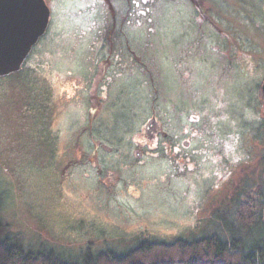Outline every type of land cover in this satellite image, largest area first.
I'll list each match as a JSON object with an SVG mask.
<instances>
[{
  "label": "rangeland",
  "instance_id": "obj_1",
  "mask_svg": "<svg viewBox=\"0 0 264 264\" xmlns=\"http://www.w3.org/2000/svg\"><path fill=\"white\" fill-rule=\"evenodd\" d=\"M44 1L47 31L19 73L0 77L6 236L75 261L144 241L227 239L241 208L264 214L260 196L242 205L243 179L264 158V127L248 135L264 115V0ZM215 71L223 141L235 149L217 162L211 144L185 151L177 139L178 123L201 111L191 90ZM181 72L194 79L184 97ZM153 119L158 142L141 135Z\"/></svg>",
  "mask_w": 264,
  "mask_h": 264
},
{
  "label": "trees",
  "instance_id": "obj_2",
  "mask_svg": "<svg viewBox=\"0 0 264 264\" xmlns=\"http://www.w3.org/2000/svg\"><path fill=\"white\" fill-rule=\"evenodd\" d=\"M239 212L227 239L214 234L194 241H144L122 254L87 253L75 261L51 249L26 248L18 238L6 236L0 223V264H264V214L247 207Z\"/></svg>",
  "mask_w": 264,
  "mask_h": 264
},
{
  "label": "flooded vegetation",
  "instance_id": "obj_3",
  "mask_svg": "<svg viewBox=\"0 0 264 264\" xmlns=\"http://www.w3.org/2000/svg\"><path fill=\"white\" fill-rule=\"evenodd\" d=\"M191 3L193 4L194 2H191ZM194 6H195V4H194ZM196 8L199 11V8H201V4L200 3L197 4ZM193 10H195V9H193ZM115 26L116 25L114 24V27ZM193 27H197L196 31H199V32L204 31L202 29V27L205 28V26H202V25H200V26L195 25ZM207 27L210 28V26L209 25L206 26V31H210V29ZM120 28L121 29H119V30L124 32L125 26L123 24L120 25ZM145 28H147L146 31H153V29L150 25L145 26ZM213 28L214 29L212 31H215V32L220 31V29H218V27L213 26ZM175 29L176 28H174V27L168 26V29L166 31L171 33V32H174ZM127 30H132V29L129 26V29H127ZM135 30L136 29H133L132 31H135ZM113 31H117V30L114 29ZM173 36H175V35L169 36L171 38V40H173V38H174ZM200 37H204V36L201 35ZM112 39H113L112 34L108 33L106 40H104L103 42H104V44H108L111 42L113 43ZM203 40H201V41H203ZM220 77H221V74L218 73L217 71H215V72L211 73L210 77L208 78L209 81L204 85V89L203 88L201 89L202 90L201 93L199 92L197 94L195 90H191L192 97L198 96L199 102H197V104L199 106L198 109L201 111H198L199 113L197 116H192V119L186 120L185 123H178L179 127H180V132H179V134H177L178 143L180 145L184 146L185 151H190L191 149H193L194 143L196 141H201V143L207 142V143L211 144L210 152H211V156H213V158H211V159H214L213 161H215V162H217V160H222L224 158L227 159L228 157H230V155H233L234 151H235L233 144H231L230 142L228 143L227 140L223 141L222 127L224 126L225 123L219 122V116L220 115H219V107H218L217 100H218V95L220 94L218 92ZM176 78H177V76H176ZM177 79L179 80V87H181V88H179L180 92H181V97H184L185 96V93H184L185 86L188 84H191L193 82V80H194L193 76L187 72L186 73L181 72L180 76H178ZM187 81H188V83H186ZM263 85H264V82L261 85L260 94L262 95L263 100H264V94H263V90H262ZM169 86H171V87L174 86L173 76L169 78ZM205 87H209V91L212 92V93L210 92L208 94V97H206L207 94L205 91ZM174 94H175L174 91L172 93H170V101H171V104L173 103L171 105V106H173V108L175 105V103L173 102L174 101V99H173ZM199 96H200V98H199ZM204 99H205V101H204ZM205 104H207V106H208V107H206V108H208L207 110H206V108H204ZM171 110H172V107H171ZM94 111H98V109H96V110L94 109ZM206 111H208V112H206ZM263 114H264V112H263ZM208 119H209L210 123L207 122ZM254 119H255L254 120L255 124L252 123V125H248V130H249L248 135H251L252 138L256 137V130L258 131L261 127H264V115H262L261 120L258 118V116H254ZM150 122L146 123V126L144 127V131L141 133V135H143V138H145L147 141L148 140H150V141L156 140L158 142L161 135H162V132L159 128V123H157L156 119H153ZM226 124L228 126L229 123H226ZM229 125H232V123H230ZM148 129H150L152 132H149ZM145 132L151 134L150 137H146ZM229 135H230V133H229ZM168 138H170V133H168L167 136H165L166 140H168ZM249 139L252 140L251 138H249ZM141 141L144 142L143 139H141ZM204 147H205V145H203V148ZM223 148H224V151H223ZM248 156H249V153L246 152V157H248ZM263 157H264V155H263ZM231 173L232 172L229 171V175H231ZM224 175H227V172L224 173ZM263 176H264V158H261L260 160L259 159L257 160V166H256L255 170L253 171V173L252 172L246 173V176L243 179L244 189L242 191H243L244 195H243L242 205H245V206L249 205L252 207V204L255 202V199L257 197L260 196V197H262V199H264Z\"/></svg>",
  "mask_w": 264,
  "mask_h": 264
},
{
  "label": "water",
  "instance_id": "obj_4",
  "mask_svg": "<svg viewBox=\"0 0 264 264\" xmlns=\"http://www.w3.org/2000/svg\"><path fill=\"white\" fill-rule=\"evenodd\" d=\"M49 20L44 0H0V77L21 71Z\"/></svg>",
  "mask_w": 264,
  "mask_h": 264
}]
</instances>
